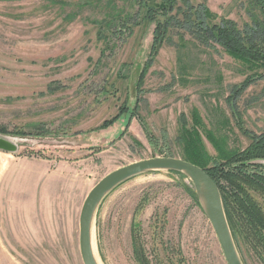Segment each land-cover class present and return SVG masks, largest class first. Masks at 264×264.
I'll return each mask as SVG.
<instances>
[{
  "label": "rangeland",
  "instance_id": "rangeland-1",
  "mask_svg": "<svg viewBox=\"0 0 264 264\" xmlns=\"http://www.w3.org/2000/svg\"><path fill=\"white\" fill-rule=\"evenodd\" d=\"M189 1L214 15L207 24L251 22L247 0ZM158 3L0 0V126L15 146L0 149V264H82L79 214L89 191L130 163L183 158L179 121L189 126L193 114L218 162L264 132V76L236 94L250 73L212 38L170 33L148 64L155 24L143 18ZM131 15L129 36L122 25ZM191 190L169 171L116 187L94 214L97 262L227 264ZM248 194L264 214L259 192ZM226 221L241 263L264 264V233L245 237L236 216Z\"/></svg>",
  "mask_w": 264,
  "mask_h": 264
},
{
  "label": "trees",
  "instance_id": "trees-1",
  "mask_svg": "<svg viewBox=\"0 0 264 264\" xmlns=\"http://www.w3.org/2000/svg\"><path fill=\"white\" fill-rule=\"evenodd\" d=\"M159 1L160 3L147 9L143 18L155 24L148 64L156 58L164 43L172 41L170 33L180 39L188 33L199 43H206L212 38L229 57L250 73L245 78L242 89L236 94H240L254 80L264 76V0H247L251 22L241 28L221 18L217 24L214 22L207 24L206 21L210 19L212 21L214 15L206 8L194 7L189 0ZM116 16L118 17V14ZM116 16H113L112 20L120 21ZM135 16L125 17L122 28L129 30L128 25L131 21V25H136ZM128 33L130 36L131 31ZM118 118L116 116L104 122L102 127L113 125ZM140 122L145 134L149 135L147 126L141 120ZM179 127L178 140L182 145L183 155L181 159L199 166L214 181L220 192L225 217L231 222L232 217L236 216L241 235L247 237L253 231L256 238H261L264 233V214L248 193L259 192L264 203V132L254 137L245 151L230 153L222 162H218L202 147L200 136L202 125L195 114L192 115V123L189 126L179 121ZM0 134L10 133L5 127L0 126ZM14 134L25 135L18 132ZM190 192L196 200L193 191ZM236 225L237 223L234 227ZM249 243L253 244L251 241ZM253 246L256 249V243ZM134 252L140 255V248Z\"/></svg>",
  "mask_w": 264,
  "mask_h": 264
},
{
  "label": "water",
  "instance_id": "water-1",
  "mask_svg": "<svg viewBox=\"0 0 264 264\" xmlns=\"http://www.w3.org/2000/svg\"><path fill=\"white\" fill-rule=\"evenodd\" d=\"M0 134V149L13 152L15 146ZM155 171L183 174L192 183L227 264H242L226 221L219 189L205 170L190 162L172 157H156L122 166L104 176L87 194L79 214V252L82 264H98L91 246L94 214L102 200L116 187L139 175Z\"/></svg>",
  "mask_w": 264,
  "mask_h": 264
},
{
  "label": "bare ground",
  "instance_id": "bare-ground-1",
  "mask_svg": "<svg viewBox=\"0 0 264 264\" xmlns=\"http://www.w3.org/2000/svg\"><path fill=\"white\" fill-rule=\"evenodd\" d=\"M91 246H92V252H93V255H94V258L96 260V257H95V254H96V248H95V241H94V235L93 233L91 232ZM97 262V260H96ZM98 263V262H97ZM99 264V263H98Z\"/></svg>",
  "mask_w": 264,
  "mask_h": 264
},
{
  "label": "crops",
  "instance_id": "crops-1",
  "mask_svg": "<svg viewBox=\"0 0 264 264\" xmlns=\"http://www.w3.org/2000/svg\"><path fill=\"white\" fill-rule=\"evenodd\" d=\"M134 120L132 119L130 122H128V131H130V130H132V129H134ZM124 127V126H123Z\"/></svg>",
  "mask_w": 264,
  "mask_h": 264
}]
</instances>
